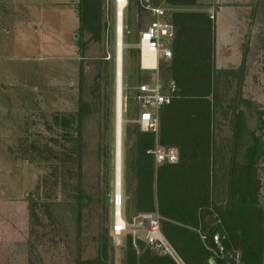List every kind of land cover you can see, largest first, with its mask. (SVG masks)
Listing matches in <instances>:
<instances>
[{
  "label": "rangeland",
  "instance_id": "rangeland-1",
  "mask_svg": "<svg viewBox=\"0 0 264 264\" xmlns=\"http://www.w3.org/2000/svg\"><path fill=\"white\" fill-rule=\"evenodd\" d=\"M145 4L174 26L171 58L154 73L139 69L135 47ZM218 4L214 19L204 0H127L122 14L120 210L127 224L138 220L137 193L149 181L162 234L168 224L185 233L168 241L171 257L141 230L109 234L113 0L0 2V16H32L0 22V264H264V0ZM47 42L64 50L44 53ZM156 78L174 83V97L159 110L157 134L145 135L132 122L133 93ZM155 145L177 151L167 186L145 153ZM140 152L149 176L138 172Z\"/></svg>",
  "mask_w": 264,
  "mask_h": 264
},
{
  "label": "built area",
  "instance_id": "built-area-1",
  "mask_svg": "<svg viewBox=\"0 0 264 264\" xmlns=\"http://www.w3.org/2000/svg\"><path fill=\"white\" fill-rule=\"evenodd\" d=\"M203 1V0H202ZM210 5H216L215 0H204ZM127 0H113L114 7V38L118 33L123 34V24L118 29L116 23L117 8L120 5L122 12ZM147 9L148 19L139 30L135 47L138 49V67L146 72H156L160 62L171 58V47L174 39V26L168 19L166 11L160 6L143 5ZM213 18V14L209 13ZM175 91L174 83L163 85L157 78L152 81L140 82L134 89L133 101L136 105V113L132 122L138 129L147 134L155 135L159 125V110L170 104ZM145 153L149 155L155 165H170L177 161V151L172 146L161 147L155 145L147 148ZM112 218L109 234L118 237L124 232L134 233L137 230L144 232V242L155 251L173 256L171 246L164 238L159 217L153 212H145L138 216L131 225L127 224L121 214V199L112 196ZM116 208L119 211L116 212ZM212 240L218 243V236L213 235Z\"/></svg>",
  "mask_w": 264,
  "mask_h": 264
},
{
  "label": "bare ground",
  "instance_id": "bare-ground-1",
  "mask_svg": "<svg viewBox=\"0 0 264 264\" xmlns=\"http://www.w3.org/2000/svg\"><path fill=\"white\" fill-rule=\"evenodd\" d=\"M122 7L119 5L116 14L118 29L122 24ZM116 43V80H115V114H114V195L120 199L121 194V126H122V49L124 47L123 34L115 36ZM116 212L119 208L115 209Z\"/></svg>",
  "mask_w": 264,
  "mask_h": 264
},
{
  "label": "trees",
  "instance_id": "trees-1",
  "mask_svg": "<svg viewBox=\"0 0 264 264\" xmlns=\"http://www.w3.org/2000/svg\"><path fill=\"white\" fill-rule=\"evenodd\" d=\"M115 93V91H114ZM145 135H150L147 133H143ZM251 139L252 142L251 144L246 148L245 150V157L247 159V165L245 166L246 168L249 167L252 163V156L254 155V151H255V143H256V139H257V135L256 134H251ZM146 159L143 156V153L140 152V156L138 157V172L140 173V176H149L150 175V170L148 169L149 166L146 165ZM168 166L163 164L158 166L157 171H156V178L157 180H159L160 182L164 183L165 186H167V173H168ZM247 178V177H246ZM140 189H142V192L137 193V207H138V211L141 212H149V211H153L154 210V204H153V199H152V195H151V185L150 182L148 181L146 183V185L144 187H141ZM158 211L159 208H157ZM166 217L171 218L172 216H170L169 214H165ZM182 220V218H180V221ZM170 226V232L166 233L165 235L163 234L164 238L166 239V241L170 242L171 244L175 243V238H177V240L179 241H183L185 240V233L184 230L180 227L177 226H173L172 224H168ZM148 261V259H147Z\"/></svg>",
  "mask_w": 264,
  "mask_h": 264
},
{
  "label": "crops",
  "instance_id": "crops-1",
  "mask_svg": "<svg viewBox=\"0 0 264 264\" xmlns=\"http://www.w3.org/2000/svg\"><path fill=\"white\" fill-rule=\"evenodd\" d=\"M7 2V4H10V3H15V1L16 0H0V2ZM57 1V0H56ZM59 1H65V2H69V1H74V0H59ZM215 2H216V5H210V7H209V9H208V12L209 13H212L213 14V16L215 17L216 15H217V11L215 10V8H218L220 5L218 4V3H220V0H215ZM220 8V7H219ZM66 15H67V20H68V22H69V28L70 29H72V28H75V27H77L78 26V21H79V19L77 18V16L74 14V9L73 8H71V7H68V6H66V10L65 11H63ZM214 17L213 18H211V19H214ZM14 18H19L20 20H23V19H25V20H31V18H32V16H31V18H28V16H26V18H21V17H18V16H13V15H6V16H0V22H9V21H12ZM49 25V24H48ZM68 25V24H67ZM54 30V29H53ZM65 31L63 30V31H56V38L58 39V40H60L61 38H60V34L61 33H64ZM22 37V36H21ZM23 38H24V36H23ZM46 46H45V48L47 47V48H49V49H51V50H45L44 51V53H46L47 52V54H49L50 53V51H55L56 53H58V55H59V53H60V51H63L64 50V45L63 44H60L59 42H56V44L55 45H53V44H51L50 42L48 43L47 42V44H45ZM44 50V49H43ZM0 51L1 52H3V50L2 49H0ZM57 58H61V57H57ZM58 82H60V79L58 80Z\"/></svg>",
  "mask_w": 264,
  "mask_h": 264
}]
</instances>
